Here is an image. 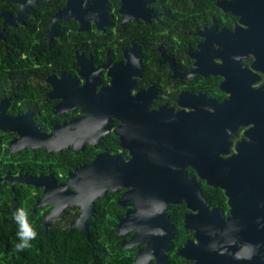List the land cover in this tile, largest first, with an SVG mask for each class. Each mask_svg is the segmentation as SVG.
Instances as JSON below:
<instances>
[{"label": "flooded vegetation", "instance_id": "flooded-vegetation-1", "mask_svg": "<svg viewBox=\"0 0 264 264\" xmlns=\"http://www.w3.org/2000/svg\"><path fill=\"white\" fill-rule=\"evenodd\" d=\"M23 1H4L0 15L13 23L24 17L4 32L8 27L27 28L40 5V24L30 27L40 29V39L46 38L54 50L44 57L40 46L38 92H0V190L15 196L29 190L40 195L41 190L34 211L44 212L45 223L53 206L36 207L45 190L41 176L52 175L64 184L71 172L100 154L130 159L115 130L132 133L133 117L135 139L145 134L156 146L162 133H171L184 150L189 136L175 131L184 126L179 113H200L203 122L194 123L196 138L191 143L202 144L189 155L213 163L197 170L185 168L189 178H198L201 195L188 194L167 210L175 225L167 264L175 255L184 259L183 264H197L188 256L202 254L205 237L215 240L224 253L217 255L219 264L246 262L253 257L247 249L255 241L256 249L262 248L256 256L264 260V0H97L99 24L96 19L81 24L65 18L61 12L70 0H25V9ZM59 15L64 18L52 24ZM0 21L1 32L5 18ZM101 127L109 131L92 144L88 131ZM206 140L213 143L212 153L204 152ZM45 152L57 161V171H40ZM62 159L70 160L66 172ZM119 191L123 192L117 204L125 211L115 236L126 237L121 242L125 248L134 232L116 235L129 209L119 203L126 189ZM182 204L186 210L183 231L178 233L169 211ZM73 206L51 217L46 229L53 223L65 224L75 213ZM80 212L81 208L71 224ZM177 240L182 241L180 246H175ZM145 247L140 243L127 249L136 251L134 263Z\"/></svg>", "mask_w": 264, "mask_h": 264}, {"label": "water", "instance_id": "water-1", "mask_svg": "<svg viewBox=\"0 0 264 264\" xmlns=\"http://www.w3.org/2000/svg\"><path fill=\"white\" fill-rule=\"evenodd\" d=\"M96 1L70 0L68 6L61 13L66 14L65 18L72 17L79 20L81 24L93 19H96V23L99 24L101 13L95 4ZM25 2L24 0L23 9L26 6ZM0 17L5 18L4 28L0 32L1 37L7 25H16L18 20L21 21L20 19L24 18L20 15L13 23L6 15H0ZM60 18H64V16L54 17L52 24ZM179 116H181L179 123L184 124V126L183 129H175V131H183V138L189 136L188 141L185 139L183 142L184 150L178 148L180 147L179 143L174 142L176 135H171V133H167V135L166 132L162 133L161 138L156 142V146L154 141L145 134H142L141 140L135 139L136 123L135 117H133L130 119L131 124L129 125L132 133H124L120 127L115 130L120 136L122 147L130 151V159H125L120 154H100L91 164L71 172L64 184H58L52 175L41 176L40 186L45 182V190L36 207L53 206L51 212L46 216L45 227L48 228L51 217L60 216L70 205L78 206L81 208V212L77 219L72 222L71 228H80L82 233L90 239L89 220L95 213L96 200L104 197L109 190L116 192L120 189H126L119 203L124 207L128 206L129 209L125 218L121 220L116 235L134 232L129 241L123 244L126 249L134 248L140 243L146 244L145 249L139 251L134 264H150L152 260H156L158 264H167L166 253L172 248L175 230V225L170 222L167 210L171 205L180 204L187 199L188 194L193 196L192 194L196 192L201 195L198 178H189L185 168L187 165H191L197 170L207 162L210 166L213 163L212 159L203 161L197 159L198 157L189 155L197 153V147L202 144V142L191 143V138H196V135L192 134V131L196 129L194 123L203 122L202 114L193 112L183 115L179 113ZM204 129L210 131L209 127L205 126ZM108 131L103 127L98 131H88L86 138L94 144ZM86 138L84 137L82 142ZM167 139H171L172 142L167 141ZM212 145L211 141H205L204 152L206 154L213 152ZM48 149V152L55 150L53 148ZM198 152L203 154L202 151ZM161 161L170 166L167 165V168H164V165L160 166ZM203 162L205 163L203 164ZM164 171L167 172L165 175ZM202 176L207 179L205 174L202 173ZM208 183L213 184L209 179ZM188 206L193 207L190 202H188ZM208 239L209 237H205L201 240L202 254L188 256V258L197 260V264H219V261L216 260L217 255L224 253L219 251L218 243L215 240ZM254 244L252 248L247 249L250 256L253 255V257L247 259L246 262H240V264H264L262 257L256 256L260 255L258 252L262 248L257 250ZM249 253L247 254L249 255ZM179 255L185 256L182 250Z\"/></svg>", "mask_w": 264, "mask_h": 264}, {"label": "trees", "instance_id": "trees-1", "mask_svg": "<svg viewBox=\"0 0 264 264\" xmlns=\"http://www.w3.org/2000/svg\"><path fill=\"white\" fill-rule=\"evenodd\" d=\"M5 0H0V10ZM39 13L30 16L28 27H8L0 40V92H38L37 85L40 76V46L43 44L44 57L53 52L49 48L46 38L40 39V29L31 28V24H40ZM36 7V8H38ZM45 18L48 19L47 16ZM2 22L0 21V29ZM53 46H55L53 44ZM44 153V160L40 171L48 173L57 171V161L48 159ZM41 161V160H40ZM64 172L70 169V160L60 161ZM58 173V172H57ZM15 194L0 190V264H133L136 251L122 247L121 242L126 237L115 236V231L125 209L117 204L123 191H109L95 203V213L90 218V239L80 228H71V221L76 217L80 208L73 206L74 214L69 215L66 223H53L46 229L44 212L34 211L40 195H34L29 190ZM23 207L27 212V225L35 229L38 236L31 242V247L17 251V232L19 224L13 218L18 208ZM43 209V208H42ZM185 205L173 207L169 214L177 224L179 232L182 229V214ZM178 211V214H177ZM181 240L175 241L180 246ZM184 259L173 257L172 264H183ZM155 264V263H153Z\"/></svg>", "mask_w": 264, "mask_h": 264}, {"label": "clouds", "instance_id": "clouds-1", "mask_svg": "<svg viewBox=\"0 0 264 264\" xmlns=\"http://www.w3.org/2000/svg\"><path fill=\"white\" fill-rule=\"evenodd\" d=\"M13 218L19 224V231L17 232L18 243H16L15 248L17 251H23L31 247V242L37 238L38 233L35 229L28 227L27 212L23 207L16 210Z\"/></svg>", "mask_w": 264, "mask_h": 264}, {"label": "bare ground", "instance_id": "bare-ground-1", "mask_svg": "<svg viewBox=\"0 0 264 264\" xmlns=\"http://www.w3.org/2000/svg\"><path fill=\"white\" fill-rule=\"evenodd\" d=\"M94 112H95V111H94ZM92 113H93V112H92ZM97 114H98V113H97ZM198 251H199V250H198ZM198 251H197V252H198Z\"/></svg>", "mask_w": 264, "mask_h": 264}]
</instances>
